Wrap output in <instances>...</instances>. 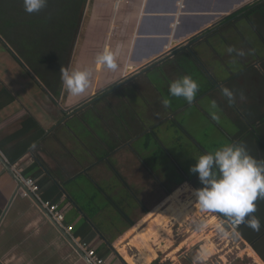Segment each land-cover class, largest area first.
I'll return each mask as SVG.
<instances>
[{
    "label": "crops",
    "instance_id": "0c3cea01",
    "mask_svg": "<svg viewBox=\"0 0 264 264\" xmlns=\"http://www.w3.org/2000/svg\"><path fill=\"white\" fill-rule=\"evenodd\" d=\"M254 1L89 0L68 66L69 70L91 71L89 87L79 96H72L63 85L59 95L51 92L0 32V154L15 173L14 176L8 171L0 158V264H91L84 251L72 241V236L90 243L109 264H131L120 248L126 246L128 251L136 235L133 232L136 225L148 224L155 216L149 209L147 217L140 220L130 217L134 224L129 226V219H123L112 199H120V188L131 195H139L140 191L134 192L136 189L129 180L138 182L142 177L141 165L146 169L144 165L151 163L152 170L146 169L147 174L152 175L153 180L160 179L158 170L153 168L157 162L154 153L161 147L167 148L154 127L160 125L159 111L156 115L151 113L156 121L154 126L144 125L143 128L144 114L137 115L140 111L134 107L131 110L136 112L135 118L130 119L128 94L109 89L119 83L129 82L125 86L139 83L145 86L141 91L138 87L137 93L146 100L145 90L154 94L158 86L150 78L145 81L147 74H139L155 62L152 69L176 59L170 56L168 61L158 62L162 58L156 60L157 57L189 46L193 37ZM249 26L245 29L249 33L248 41L242 39V29L233 26L231 30H224L229 36L226 46L217 38H212L211 44L201 40L191 45L194 48L208 44L207 48L211 47L208 51L214 52L228 69L225 74L214 72L206 49L196 51L207 64L204 70L192 59L208 78L210 87H213V79L217 84L212 90L201 91L190 105L200 108L210 120L213 115L222 120L214 124L215 128H202V140L192 143L198 153L206 154L225 145L243 143L251 156L264 162V44L260 42V30L264 34V26L258 22L257 27ZM104 48L115 53L116 69L95 63L97 54ZM229 48L233 51L229 52ZM224 88L233 93L231 101L224 94ZM214 108L215 114L210 115L208 110ZM88 111H92L90 119L84 115ZM174 116L175 112L169 114L170 118ZM77 120L80 123H76ZM58 126L57 131H52ZM184 132L187 136L190 133ZM216 132L223 138L214 141ZM146 133H152L154 145L148 150H143L144 145L135 147L134 142ZM33 143L35 149L31 147ZM111 147L115 150L93 168L91 175L83 172L71 182H60V178L72 176L85 164L96 161L98 153ZM23 150L24 154L16 159ZM169 153L167 155L174 158ZM12 159H16L15 162ZM106 162L107 165H102ZM129 163L133 173L128 170ZM50 169L57 173L55 179L47 178ZM23 173L36 180L47 178L41 187L44 194L52 196L57 190L62 192L58 203L65 213V223L74 227L71 234L63 228L71 240L42 207L31 197L21 194L24 188L17 178H25ZM114 178L120 182L115 189L110 187L104 192L98 187L100 182L106 180L108 185ZM163 204L166 206V201ZM140 205L146 208L143 203ZM145 217L154 218L143 223ZM86 223H90L89 230ZM142 226V229L146 227ZM128 235L132 238L126 244ZM189 238L195 244L192 242L195 238ZM178 243L181 244L162 256L159 250L149 264H264L252 245L238 234L237 238L221 235L212 241H202L195 262L187 258V251L181 248L182 242ZM206 246L214 248L213 253L205 254Z\"/></svg>",
    "mask_w": 264,
    "mask_h": 264
},
{
    "label": "trees",
    "instance_id": "16d2710c",
    "mask_svg": "<svg viewBox=\"0 0 264 264\" xmlns=\"http://www.w3.org/2000/svg\"><path fill=\"white\" fill-rule=\"evenodd\" d=\"M88 1L89 0H48L47 6L45 8H43L39 12L32 13V15H34V17L36 18V23L38 26L36 28H39L36 33H33V31L29 32L28 27H26V24L22 25V22L18 20L19 15L22 16L24 13H26L24 11L23 0H2L0 2L3 5V7L0 8L1 34L8 41V43H10L15 48V50L18 52L19 57L40 77L44 84L55 95H59L62 91L63 82L61 79L60 70L61 68L68 69L75 40L78 35ZM257 22L264 26V0H256L242 7L230 16L225 17L213 27L206 29L199 35L193 37L192 40L189 42V46L185 45L173 50L170 55L162 58L158 62L168 61L170 56L177 57L178 55L185 53L190 58L194 59L197 63H199V65H201L204 70L207 64L203 62V59L199 56V54L194 50L191 45L201 40L211 44L212 38H217L229 44V36L224 33V30H231L233 26H235V28H241L242 39L248 41L249 33L245 29H248V27H250L249 25L257 27ZM258 28L260 29L261 27ZM260 35V42L263 46L264 34L261 30ZM31 40H33L34 42L32 43V45L30 42ZM155 64L156 62L154 63V65L147 67L143 71V73L139 75L142 76L143 74H148V71L156 66ZM212 81L213 87H210L209 90L216 88L215 85L217 84V80L213 79ZM126 83L128 84L129 82H124L122 83V85L118 86L114 85L109 89V91H112L114 89L118 90L120 87L125 86ZM159 109L160 111L163 110L161 108ZM165 110L166 112H169L167 109ZM158 118L160 119V124L165 123L167 121V129H169L168 127L170 126L168 125L170 123L169 120L171 121L174 119L170 118L169 115L166 113H159ZM32 122H34L33 124L35 125L37 124L34 120H32ZM172 124L174 125V121H171V125ZM59 128L60 126L54 128V130L52 129V131H57ZM152 139V133H146L144 142L145 150L151 148ZM114 150L115 148L111 147L109 150L103 153H98L96 161L94 160L88 164H85L81 170L75 171L70 177L60 178V182L63 184L71 182L73 178L77 179L78 176H80L83 172L91 175V171L93 170V168L100 165L101 162H104L106 157L109 158L110 154ZM24 152L25 150H23V152H19V155L16 157V159L19 158V156H22ZM162 153L168 154L169 150L165 149L164 147H161V149H157L154 153L156 161L161 158ZM16 159H12V162H15ZM175 164L176 169L182 174L181 177L175 180L176 182L180 184L184 181H190L196 189H200L203 187L198 177H188L187 172L184 171V169H182L179 164L176 163V161ZM102 165H107V162L103 163ZM147 165V169H150L149 171H151V163H148ZM23 174L27 178H32L36 180V178L27 175V173ZM55 177H57V173L50 169V171H48L47 178L55 179ZM47 178L36 180L40 188L42 187L43 182L47 180ZM119 183L120 182L116 184L112 183L106 185L105 181H102L100 182V185L98 187H100L102 191L107 192L110 187L115 189L117 186H119ZM121 192L122 191L119 192L120 199L114 200L116 199L114 198L112 199V203L120 210L123 219H129L130 222L128 225L132 226L134 224V221L130 219V213H132V210L135 205L141 203L142 201L138 194L135 195L134 193V195H131V193L129 194L127 190L126 193ZM168 192H171V189H169ZM41 194L44 200H48L53 203L59 202L60 198L62 197V192L60 190H57V192L54 193V195L52 196H50L49 194H44V192H42ZM148 210L149 208H145L143 212L147 213ZM215 213L220 216L223 220L231 221L222 213ZM252 215L260 219V230L254 231L253 229L247 226V223H245L238 230V232L241 236H243L244 239H246L252 245V247L264 260V199H258L256 201V211ZM86 226L89 230L90 223H86Z\"/></svg>",
    "mask_w": 264,
    "mask_h": 264
},
{
    "label": "rangeland",
    "instance_id": "374dc122",
    "mask_svg": "<svg viewBox=\"0 0 264 264\" xmlns=\"http://www.w3.org/2000/svg\"><path fill=\"white\" fill-rule=\"evenodd\" d=\"M1 1L2 0H0V2ZM1 7H3L2 3H0V8ZM24 14L22 16L19 15L18 20L22 22V25L26 24V27H28L29 32L33 31V33H36L37 30H39V28H36L38 27L36 23V18L34 17V15L28 14L27 12ZM34 36H38V35H34ZM30 42H31V45L32 43H34L33 40H31ZM221 43L222 45L226 46L225 42H221ZM206 45L208 44H205V46H201V47H194V50L197 52H199L200 50L201 52L203 49H206V55L208 56L207 60H209L210 62L212 61L211 65H213L214 70H216L214 72L222 71L223 74H225L224 71L227 72L228 69H226L225 65L219 62L220 60H218V56L215 55L214 52L208 51L209 48H210L209 50H211V47L209 46V48H207ZM169 46L170 44L166 46V49L167 48L169 49ZM185 75H191L192 78L195 79L199 84V91L197 92L194 100L197 99V97L201 95V91H205L206 89L210 88V83H209L208 78L204 76V74L198 68V66H196L192 58H190L187 54L183 53V54L178 55L176 59L167 62L165 65L156 67L155 69H151L148 71L145 81H148V78L152 79L153 82L157 84L158 91L152 94L149 90L148 91L145 90V92H147L144 94V98L146 100L142 98L140 93L139 94L137 93L138 87H139V90L141 91V89L144 88L145 85L140 86L139 83L134 84V82H132L129 84L130 86L129 85L123 86L118 89L119 91L117 90L118 91L117 93L126 92L128 94V97L130 98L129 116L131 120L135 118V113H136V112H132L131 109L133 107H134L133 108L134 110L136 109L140 111V112H137V115L144 114L143 119H142L143 126H141L143 128H145L144 125L154 126V123L156 121L153 120L154 118L151 116V113L156 115V113L159 111V113L161 114L166 113L169 115L171 111L175 112L174 119L171 120V121H174V125L173 124L171 125V121L169 120L170 122L168 124L170 125L168 127L169 129H167L166 127L167 121L160 125L154 126L156 134H158L162 143L169 150L170 152L169 154L172 155V157H174V158H171L166 153H162L161 158L156 163L153 164V168L155 170H158L157 177L160 176V182H159V179H157L158 181L155 179L153 180L152 175H150L149 177V175L147 174L148 170H146L147 168L144 169L142 165H141L142 177L138 179V182L129 180L130 183L134 185L136 192L138 193L140 191L139 196L142 200L141 203H143L146 208L153 210L151 211V213L155 217L158 216L156 213V210L159 209L163 211L166 209V206H163L164 205L163 203L176 190L180 189L182 192L185 189H188V187L194 188L195 190H197L190 182L184 181L179 184L178 182L175 181L177 178L182 176V174L176 169L175 161L190 176H198V174L191 173L190 168L193 165H195L196 159H198L203 154L198 153L199 152L198 149L195 148V146L192 143L194 142V140H197V141L202 140V136H203L202 128H210V127L215 128L214 124L217 123V121L219 123L222 122L221 118L217 117L216 115L212 116L211 119L213 121L210 120L205 114L202 113V110L200 108L191 106L189 103H187V101L183 97L177 98V97L169 96L170 84L176 79H179L180 77L185 76ZM118 85H122V83H119L116 86ZM165 98H168L171 101L170 106L167 108L163 105V102H162L163 99ZM158 103L161 106H159ZM124 107L126 106H123V108ZM159 108L163 110L160 111ZM126 109L128 110L129 107H127ZM165 109H167L169 112H166ZM150 110L152 111L150 112ZM215 110L216 108H214L213 110L211 109L210 111L208 110V112L210 115H212V114H215ZM91 112L90 111L85 112L84 115L88 119H90V117L92 118ZM214 116L216 118H214ZM77 121L78 122L76 123H80L79 120ZM130 124L131 122L129 123V125ZM184 131L190 132L189 135L187 136L186 135L187 133ZM177 138L179 140H177ZM221 138H223V135L221 133L216 132L213 137V140L217 141L218 139H221ZM144 142H145V137H143L142 135L136 142H134V145L135 147H138L139 145L143 147ZM155 144H156V141H155ZM153 145H154V141L152 139L151 146ZM145 157L147 159V153H145ZM144 167H146V165H144ZM132 168L133 166L131 165V163H129L128 170L130 171L132 170ZM142 170H144L145 173L142 172ZM131 172L133 173V170ZM118 182L119 181L117 180V178L116 179L114 178L112 181H109L110 184L112 183L116 184ZM169 189H171V192H168ZM120 191H122L123 193H126V190L123 188H120ZM186 195L187 194H184L181 197V199L182 200L187 199ZM143 210L144 209H142L140 203H138L133 208L132 213H130L131 214L130 216L134 220H140L143 218V216H146L145 215L146 213H144ZM202 212L204 213V215L201 219L193 218L189 222L190 224L171 225L170 228H168V231H162L160 233L161 237L158 242V244H160L159 245L160 249L158 250H162L160 253V256H162L164 252H169L173 248H175L179 244L178 242H182L181 248L183 247V251L185 250L187 251V254H188L187 258L191 257L192 261L195 262L197 259V256L199 255V252L201 251L200 245L202 241H205V240L212 241V240H215L216 238H219L221 235H225L227 237L234 236L235 238H237V234L240 235L238 231L234 229L232 225V221L225 222L219 216H217L214 211H208V212L202 211ZM211 214H214V216H216L219 221V223L216 224L217 227H211V225L207 224L210 218L209 215ZM115 215H118V214H116L115 212ZM146 217L143 219L142 221L143 223H146L147 221H149V219L151 221L152 218H154V217L152 218L150 217L146 218ZM205 221L207 222L205 223ZM149 224L150 223L148 222V224H145L143 226L141 225V226L147 227ZM220 227H223L225 231L221 232ZM192 236L193 238H195L192 240V242L195 244H192L190 242L189 237H192ZM128 237L129 238H127L126 244H128V242L129 243L131 242L130 240L132 237H130L129 235ZM131 244L132 243H130V246H129L130 249L128 250L129 254H132V256H136L138 254V250L135 246Z\"/></svg>",
    "mask_w": 264,
    "mask_h": 264
},
{
    "label": "clouds",
    "instance_id": "9594fccd",
    "mask_svg": "<svg viewBox=\"0 0 264 264\" xmlns=\"http://www.w3.org/2000/svg\"><path fill=\"white\" fill-rule=\"evenodd\" d=\"M47 3L48 0H23L24 11L28 14L39 12ZM95 63L108 69L117 68L116 55L109 48L97 54ZM60 73L64 88L72 96L83 94L89 87L91 71L88 69L61 68ZM198 91L199 84L191 75L182 76L169 86V96L183 97L189 104ZM223 92L231 101L233 93L227 88ZM162 102L166 108L171 103L168 98ZM31 147L35 149V143ZM190 172L198 174L203 185L195 191L196 202L202 211L222 213L232 221L233 226L246 222L254 231L260 230V219L252 214L256 211V201L264 199V162L251 156L243 143L225 145L201 155ZM220 231L225 229L220 227Z\"/></svg>",
    "mask_w": 264,
    "mask_h": 264
},
{
    "label": "bare ground",
    "instance_id": "6f19581e",
    "mask_svg": "<svg viewBox=\"0 0 264 264\" xmlns=\"http://www.w3.org/2000/svg\"><path fill=\"white\" fill-rule=\"evenodd\" d=\"M183 189V188H182ZM195 189L189 188L181 192L180 189L176 190L166 199L165 210H158V216H156L148 225V227L141 228L140 225L134 229L136 232L135 238L132 243L139 251L138 256H130L127 251V247H121V251L125 254L127 260L131 264H149L158 255V249H160L158 242L161 237L162 231H168L171 225L174 224H190L189 222L193 218L201 219L204 213L201 211L199 204L196 202ZM187 194V199L182 200L181 197ZM210 218L205 223L217 227L219 223L218 219L214 215H209ZM154 225V226H153ZM141 228V230H139ZM138 231V232H137ZM214 247V246H213ZM214 248L206 246L205 254L213 253ZM249 251V250H248ZM263 264V263H262Z\"/></svg>",
    "mask_w": 264,
    "mask_h": 264
},
{
    "label": "built area",
    "instance_id": "2783aa9c",
    "mask_svg": "<svg viewBox=\"0 0 264 264\" xmlns=\"http://www.w3.org/2000/svg\"><path fill=\"white\" fill-rule=\"evenodd\" d=\"M22 179L27 187V190L22 189L21 194L25 197H30V192L33 193L35 197L41 202L43 207H45L48 213L52 216L54 221L60 227L64 228L68 233L71 234L74 227L71 224L65 223L66 221L65 213L62 207L60 206V204L58 202L53 203L51 201L44 200L41 194V188L35 179L27 178V177L25 178L23 177ZM72 241L76 243L78 249L84 251L86 257L88 258V261L91 264H109L104 257L99 255V253L96 251L95 248L91 246L90 243L75 238L74 236H72Z\"/></svg>",
    "mask_w": 264,
    "mask_h": 264
},
{
    "label": "water",
    "instance_id": "95a60500",
    "mask_svg": "<svg viewBox=\"0 0 264 264\" xmlns=\"http://www.w3.org/2000/svg\"><path fill=\"white\" fill-rule=\"evenodd\" d=\"M171 51H168V52H165V53H163L161 56H159V57H157L156 58V60H160L161 58H163V57H165V56H167L169 53H170ZM155 60V61H156ZM150 63H148L146 66H148ZM0 158H1V160L2 161H4V159L2 158V156H1V154H0ZM4 166L6 167V169L8 170V171H11V172H13V170H12V168H11V166L9 165V164H7L5 161H4ZM15 173L13 172V175H14ZM17 175V174H16ZM15 176V175H14ZM18 182H19V184L20 185H23V188L24 189H26L27 190V187H26V185H24V181H23V179L21 178V177H19L18 176ZM30 197L40 206V207H42L43 208V210L49 215V217H50V219L51 220H53L54 221V219L52 218V216L48 213V211L46 210V208L45 207H43V205L41 204V202L35 197V195L33 194V193H31L30 192ZM246 221H247V218H246ZM54 223H56L55 221H54ZM246 223V222H245ZM245 223H241L240 225H238V226H233L234 227V229L236 230V231H238ZM56 225L59 227V225L56 223ZM233 225V224H232ZM61 229H62V231L65 233V236L66 237H68V238H70V236H69V234L68 233H66L65 232V230L62 228V227H60ZM70 240H71V238H70Z\"/></svg>",
    "mask_w": 264,
    "mask_h": 264
},
{
    "label": "flooded vegetation",
    "instance_id": "af4514ba",
    "mask_svg": "<svg viewBox=\"0 0 264 264\" xmlns=\"http://www.w3.org/2000/svg\"><path fill=\"white\" fill-rule=\"evenodd\" d=\"M187 182H190V181H187ZM191 183V182H190Z\"/></svg>",
    "mask_w": 264,
    "mask_h": 264
}]
</instances>
